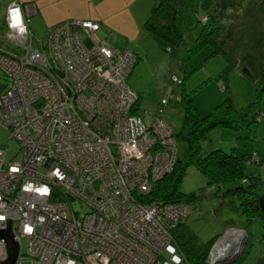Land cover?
I'll list each match as a JSON object with an SVG mask.
<instances>
[{
    "label": "built area",
    "instance_id": "built-area-1",
    "mask_svg": "<svg viewBox=\"0 0 264 264\" xmlns=\"http://www.w3.org/2000/svg\"><path fill=\"white\" fill-rule=\"evenodd\" d=\"M6 2L0 127L19 158L6 160L0 147V228L10 218L15 264H189L172 232L188 203L139 199L176 160L173 127L162 120L172 85L153 112L138 110L127 83L136 56L110 47L97 21L63 20L41 39L29 27L34 8ZM14 9L23 31L10 26ZM210 252L205 264H217Z\"/></svg>",
    "mask_w": 264,
    "mask_h": 264
},
{
    "label": "rangeland",
    "instance_id": "rangeland-1",
    "mask_svg": "<svg viewBox=\"0 0 264 264\" xmlns=\"http://www.w3.org/2000/svg\"><path fill=\"white\" fill-rule=\"evenodd\" d=\"M4 1L0 0V20L4 15ZM115 1L54 0L52 10L56 9L66 14L73 12L77 14L86 12L101 14L109 19L113 11L119 8L116 5H112ZM131 1L137 7L133 9L134 15L143 17V21H145L154 0ZM216 2L223 7L226 5L236 7V5L244 3L242 11L237 16L235 15L236 12L234 14L235 25L239 24L237 25V32H235V39L226 46L229 56L225 57L221 53L210 55L213 49L211 44L203 45L197 49H190L204 26V22L197 21V19L205 14L203 7L192 5L189 10L192 12L194 20L192 21L193 24L191 23L185 29L184 40L173 46L171 49L172 55L167 49L163 48L162 50L164 55L169 54L172 59L171 67L174 72L169 74L168 84H171L170 76L173 74L184 78L183 85H181L182 81L174 85L175 93L170 102L171 110L167 111L165 115H168V121L171 122L174 132L179 131L183 118L179 101V90L181 87L191 92L193 105L200 115L211 112L216 104L225 99L226 92L230 94L232 104L235 107H247L250 102H254L255 108L258 110L257 121H250L246 126L237 129L222 126L214 127L209 130L207 137L202 139L200 144L201 153H205L212 148L220 147L225 151H229L232 147H236L239 151L252 155L254 161H247L245 172L246 174L256 175V191L260 198L264 196V86L262 84V69L264 68V9L261 7L259 0H217ZM204 19H206V16H204ZM33 32L36 37H45L44 30H34ZM144 34L142 38H146ZM104 37L111 44L107 36ZM151 39L156 42L152 37ZM157 47L159 48V45ZM150 58L151 60L147 64L143 65L140 63L136 67L135 73L133 72L132 75V79L135 82L139 81L142 85L146 84L148 71L156 65L155 58H152V56ZM228 64L230 66L224 73V68ZM141 65L145 66L147 76L142 77L141 75L140 78L139 75L143 72ZM222 73H224V76ZM1 83L7 85L8 79L0 69ZM224 83L228 86L227 91L223 89ZM164 88L161 97L164 95ZM137 105L139 106V103ZM250 112H253V110H250ZM8 135V130L0 127V147H6V160L18 159L19 156L15 155L18 150V143L12 138L9 139ZM186 148L187 144L185 141H178L177 156L183 159ZM233 185H235L234 182H229L213 195L212 192L215 189L212 186H206L205 177L193 165L186 167L179 189L185 193L198 191L199 189H202L203 192L200 202L196 204L188 203L191 212L184 220L188 235L192 236L193 234L195 237L193 244L198 252H202L211 239L214 238L209 244L208 250L214 248L215 244L218 246V243L222 241L231 229L235 231L236 229L237 231L241 230L243 236L240 241L242 239L245 240L242 252L229 264H262L260 259L264 258V218L256 216L249 222L248 218L242 215L237 208L238 197L234 194L223 195L221 193L225 188ZM95 186L99 187L100 184L95 182ZM240 244L233 253L240 249ZM179 248L185 254L180 245ZM21 249L23 251L26 249L25 240L21 241ZM20 263L29 264L30 262L29 260H23Z\"/></svg>",
    "mask_w": 264,
    "mask_h": 264
},
{
    "label": "trees",
    "instance_id": "trees-1",
    "mask_svg": "<svg viewBox=\"0 0 264 264\" xmlns=\"http://www.w3.org/2000/svg\"><path fill=\"white\" fill-rule=\"evenodd\" d=\"M216 1L154 0L150 13L143 22V28L155 38L162 48L172 49L173 46L184 40L185 29L194 20L189 8L192 5L203 7L206 19L202 16L198 17L197 21H203L204 26L190 49L211 44L213 49L210 55L221 53L228 57L226 46L235 39V32H237V25L239 24L235 25L234 14L236 12L235 15L237 16L242 11L244 3L236 5V7L231 5L223 7ZM259 3L264 9V0H259ZM229 66L230 64L224 68V73ZM224 73H222L223 76ZM262 76L264 86V68L262 69ZM183 83L184 78H182L181 85ZM5 87L6 84L1 83L0 91ZM227 88L228 86L224 83L223 89L227 91ZM179 101L183 118L180 130L174 134L178 141L182 140L187 144L183 159L176 156L171 171L156 180L148 192L140 194L139 199L145 202L157 200L189 204L200 202L203 196L202 189L189 193L179 189L186 167L193 165L205 177L206 186H212L215 189L212 192L213 195L225 184L235 183V185L225 188L221 193L223 195L234 194L238 197L237 208L242 215L248 218L249 222L256 216L264 218V211L259 207V194L256 191L257 177L245 172L246 163L247 161H254L253 156L239 151L236 147H232L229 151L220 147L212 148L201 153L200 144L201 140L207 137L209 130L214 127L222 126L237 129L246 126L250 121H257L258 110H256L254 102H250L247 107H235L232 104L230 94L226 92L225 99L216 104L211 112L200 115L193 105L191 92L182 87L179 90ZM137 104L138 101L134 108L139 110L140 107ZM179 228L181 229L179 230ZM172 232L178 244L185 251V256L190 264H204L206 255L210 251V249L208 250L209 244L214 238L208 242L204 251L198 252L193 244L195 237L193 234L192 236L188 235L185 221H181ZM260 261L264 264V258Z\"/></svg>",
    "mask_w": 264,
    "mask_h": 264
},
{
    "label": "crops",
    "instance_id": "crops-1",
    "mask_svg": "<svg viewBox=\"0 0 264 264\" xmlns=\"http://www.w3.org/2000/svg\"><path fill=\"white\" fill-rule=\"evenodd\" d=\"M7 0L4 1V7L7 4ZM54 0H25V3L34 10L29 15V27L32 32L34 30H44L46 36V30L49 26L71 18L78 19H91L97 21L101 25L102 34L107 36L113 47L119 49L128 48L135 52L137 55V61L134 64L132 71L130 72L127 81L129 80V86L138 93V103L142 110H148L153 112L158 105V101L163 94V88L169 82V74L173 73L171 65V56L164 55L162 53L163 48L144 28L143 17L135 16L133 9L135 3L131 0H116L112 5H116L119 8L113 11L111 18H107L105 15L92 14V13H63L52 10ZM111 5V6H112ZM5 11V10H4ZM147 18V17H146ZM1 29V20H0ZM135 31H137L135 33ZM34 33V32H33ZM145 33L146 38H142ZM35 34V33H34ZM36 36V35H35ZM135 37V38H134ZM151 37L156 41L154 42ZM45 38V37H37ZM117 44H115V43ZM159 45V48L157 47ZM152 48V51H151ZM172 55V50H167ZM152 52V54H150ZM155 58V67L148 71V78L146 84L142 85L139 81L135 82L132 79L133 72L140 63L147 64L151 57ZM141 65L143 72L139 75L141 78L147 76L145 72V66ZM140 67V68H141ZM171 100L165 107L163 117L167 122L171 124L167 111L171 110Z\"/></svg>",
    "mask_w": 264,
    "mask_h": 264
},
{
    "label": "bare ground",
    "instance_id": "bare-ground-1",
    "mask_svg": "<svg viewBox=\"0 0 264 264\" xmlns=\"http://www.w3.org/2000/svg\"><path fill=\"white\" fill-rule=\"evenodd\" d=\"M99 34L104 38V40L106 41V38L104 37V35L102 34V29H101V25H100V23H99ZM109 46L110 47H112V48H114L110 43H109ZM115 48H117V47H115ZM117 49H119V48H117ZM119 50H125V51H128V52H130L131 50H129V49H119ZM168 50H170V49H168ZM135 56H136V60H135V62H134V64L136 63V61H137V55L133 52V51H131ZM130 52V53H131ZM134 64H133V66H134ZM133 66H132V68H133ZM132 68L130 69V71H129V73H128V75H127V78H128V76H129V74H130V72L132 71ZM174 75V77H176L177 78V80L178 79H180V82L182 81V78L181 77H179L177 74H173ZM172 76V75H171ZM127 83H128V81H127ZM179 83V82H178ZM177 83H171V85H172V94H171V96H170V98H169V101L171 100V98L174 96V93H175V91H174V89H175V86L174 85H176ZM129 85V84H128ZM72 91H74V89L72 88ZM169 101H168V103H169ZM167 103V104H168ZM167 106V105H166ZM165 106V107H166ZM135 107V106H134ZM165 107H164V111H165ZM163 114H164V112H163ZM163 114H162V117H163ZM162 120H163V122L164 123H166L167 125H172V124H170L169 122H167L164 118H162ZM145 141H148V139L146 138L145 139ZM176 141H177V143H178V140L176 139ZM166 173H168V172H166ZM165 173V174H166ZM239 230V229H238ZM243 236V233L241 232V230H239V231H237V229H236V231L235 230H230L227 234H226V236L222 239V241L221 242H219L218 243V246H217V244H215V247L214 248H212L211 249V252H210V255H212L211 257V260H212V262L213 263H217V258L218 257H225V256H229L231 253H233V251H236L237 250V248H238V246H239V244L241 243V242H243V239L240 241V239H241V237ZM241 246H242V244H240V248H241ZM19 248H20V246H19ZM215 251H216V253H215ZM18 254H19V252H18ZM216 256V258H214ZM186 259H187V257H186ZM187 261H188V263L190 264V262H189V260L187 259Z\"/></svg>",
    "mask_w": 264,
    "mask_h": 264
},
{
    "label": "water",
    "instance_id": "water-1",
    "mask_svg": "<svg viewBox=\"0 0 264 264\" xmlns=\"http://www.w3.org/2000/svg\"><path fill=\"white\" fill-rule=\"evenodd\" d=\"M259 207L262 211H264V196L259 198ZM0 239L4 241L6 247V257L4 259H0V264H15L19 252V243L14 238L10 218H6V227L0 228ZM244 243L245 240L243 239L242 246L237 252L229 256L218 257L217 264H229L235 260L241 254Z\"/></svg>",
    "mask_w": 264,
    "mask_h": 264
},
{
    "label": "clouds",
    "instance_id": "clouds-1",
    "mask_svg": "<svg viewBox=\"0 0 264 264\" xmlns=\"http://www.w3.org/2000/svg\"><path fill=\"white\" fill-rule=\"evenodd\" d=\"M13 23L10 25L13 28L20 27L22 24V20L20 17L19 9H14L12 11ZM20 30L23 31L24 29L20 27ZM62 178V177H61ZM4 219V217H0V220ZM28 232H31L32 229L29 227L26 229ZM177 264H179V258H176Z\"/></svg>",
    "mask_w": 264,
    "mask_h": 264
},
{
    "label": "flooded vegetation",
    "instance_id": "flooded-vegetation-1",
    "mask_svg": "<svg viewBox=\"0 0 264 264\" xmlns=\"http://www.w3.org/2000/svg\"><path fill=\"white\" fill-rule=\"evenodd\" d=\"M207 255H208V253H207ZM207 255H206V258H207ZM206 258H205V262H206ZM205 262H204V264H205Z\"/></svg>",
    "mask_w": 264,
    "mask_h": 264
}]
</instances>
